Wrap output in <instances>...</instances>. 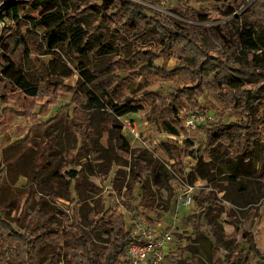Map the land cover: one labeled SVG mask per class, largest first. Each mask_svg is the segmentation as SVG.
<instances>
[{
	"label": "rangeland",
	"instance_id": "1",
	"mask_svg": "<svg viewBox=\"0 0 264 264\" xmlns=\"http://www.w3.org/2000/svg\"><path fill=\"white\" fill-rule=\"evenodd\" d=\"M131 1L138 3L137 0ZM141 1L151 4V0ZM157 5L152 6L158 8ZM228 7L237 11L231 14ZM174 10L187 13L186 17L179 16ZM165 11L170 13L157 17L163 22L175 19L201 28L200 43L209 55L215 58L213 64L217 65L211 70L209 81H202L203 88L196 89L199 84L188 76L185 61L161 55L156 33H150L152 36H149L148 40L146 37L137 38L132 32L119 30L123 36V39L118 41L120 55L112 57H130L129 62L132 64L123 72L117 71L127 77L119 83V98H114L116 103L124 102L128 98L145 101L152 95L163 98L174 89H186L188 92L177 94L176 100L171 103L179 113L175 119L152 117L151 107L146 101L145 109L126 116L136 121L143 130L146 141H151L146 146L129 142L130 151L147 150L154 154L160 166L151 177L141 173V183L132 189V198L128 196L127 189L135 178L139 177L133 168L135 160L130 151L127 152L118 145V137L110 130L111 113L84 108V97L75 95V89L77 92L82 91L84 86L76 67L78 61L68 62L58 55L41 58L31 55L33 59L27 60V79L38 88L39 93L34 98L26 97L28 102H33L36 106L33 115L27 114L26 108H16L13 105H10L12 111L6 117L0 114V123H4L8 130L6 133L0 132V171L7 169L0 197L6 208V218L12 226L20 234L34 241L31 254L38 264H43L51 253H55L56 257L60 255L52 264H62L67 248L64 242L66 239L58 243L55 241L52 250L45 248L41 245V240L38 241L42 236L39 230L31 231L22 228L23 224L17 223L22 216L20 204L29 198L22 193L27 188V175L32 170H38L40 185L30 197V206L34 209L36 205L42 204L48 211L60 209L61 212L57 215L59 222L67 221L68 224L64 232L69 234L71 230L76 229L82 234H89L95 247L107 248L110 239V234L106 232H94L96 222L104 218L108 227L100 231L109 229L111 232L109 223L114 217L121 216L126 228L132 230L140 242L144 241L143 234L146 231L159 240L163 239L165 234L172 236L166 248L151 254L145 264H171L166 258L188 262L194 256L199 258L201 264H217V257L228 262L246 254L251 255L249 264H264V182L255 178L242 179L240 186L233 184L228 179V174H222L221 190L217 191L210 182L200 178L190 180L186 169L189 167L188 157L191 156H184L189 144L186 142L190 139H187V134L182 128V119L192 111L213 113L215 124L236 120L234 102L228 104L223 100L228 99L227 94L238 95L239 90L222 86L221 96L217 95L218 85L222 80L220 72L224 71L221 67L228 58L230 68L242 70L249 67L254 57L264 63V0H174ZM199 14H205L206 19L198 20L201 16ZM27 15L32 13H26L25 16ZM153 16L154 14L148 13V17ZM9 26V22L0 23V31ZM220 32L232 40H236L237 34L251 32L254 37L261 38L262 43L251 51L239 44L234 51H227L219 39ZM2 35L0 32V37ZM148 50L156 56V68L146 67L147 71H141L147 59L142 52ZM107 64L108 61L104 59L99 65L90 66L91 70L102 69L101 83L96 86L99 93L109 87L108 79L112 72L105 71ZM189 65L194 67L193 62ZM68 74L71 76L65 77ZM260 82L252 81L246 83L245 87L247 90L263 87L264 81ZM28 102L26 103L30 104ZM251 114L258 127L260 126V131H263L264 99L255 105ZM67 120H73L77 124L89 122L91 136L97 138L95 150L102 149L99 159L91 157L89 151H82V137L79 136L77 141L72 137ZM147 121L149 126L145 125ZM53 122L56 123L51 125ZM164 122L179 130L176 139L170 137L171 134L165 130ZM117 126H122L119 119ZM208 126H203L196 133L195 138L199 142L196 147V143L189 145L190 151L205 142ZM165 142L174 148L177 147L183 155L181 167L167 152ZM50 151L52 157H47ZM46 157L49 159H45ZM255 160L258 166L262 164L261 160ZM191 169L196 170V167ZM70 170L81 171V174L72 179L67 173ZM91 185L95 188H91ZM191 188L193 204L186 206L184 202ZM52 193L58 194L60 199L55 200L50 196ZM145 195L155 196L156 204L169 207L163 220L151 226L147 218L154 219V211L151 207L142 205ZM203 195L209 198L206 203L202 202ZM131 206L132 211L129 212L128 207ZM198 224L201 226L200 233H197ZM47 239V236L43 239L45 243ZM35 243L37 247L34 249ZM72 244L73 241L71 246ZM159 256L162 260L158 259ZM99 259L103 262L104 256L99 255Z\"/></svg>",
	"mask_w": 264,
	"mask_h": 264
},
{
	"label": "trees",
	"instance_id": "2",
	"mask_svg": "<svg viewBox=\"0 0 264 264\" xmlns=\"http://www.w3.org/2000/svg\"><path fill=\"white\" fill-rule=\"evenodd\" d=\"M151 3L157 4L158 1L151 0ZM0 5V23L9 22L11 26L0 31L3 33L0 41V114L2 117H6L12 111V108H9L10 105L16 108H26L27 114L33 115L36 106L32 104L33 102H28L26 97H37L39 90L27 79L26 62L28 59H33L31 55H34L35 58L58 55L68 62L78 61L76 67L80 72L84 86L82 91L77 92L75 89V95L84 97V108L111 113L110 130L118 137V145L127 152L130 151L129 142L122 132V126H117L118 119L139 113L146 108V102L151 107L150 114L152 117L175 119L179 113L172 107L171 103L176 100L177 94H187L188 92L186 89H174L163 98L153 93L157 97L152 95L150 99L145 100L146 102L143 99L128 98L124 102L121 101L122 103H116L114 98H119L117 96L121 87L119 83L127 77L126 74L123 75L117 71L123 72L129 69L132 64L129 62L130 57L128 59L123 58L122 55L118 59L112 57L113 55H120L118 41L123 39V36L119 30L132 32L135 37H146L148 40L149 36H152L150 33H156L161 55L172 56L185 61L188 76L192 81L195 80L199 84L196 89L203 88L202 81L204 79L209 81L211 70L217 65L213 64L215 58L211 57L200 43L199 35L202 30L199 26L194 25V27L175 19L163 22L159 19L160 12L131 0H0ZM228 9L231 10V14L237 11L231 7ZM174 12L184 17L187 14L178 10H174ZM26 13H32V15L25 16ZM148 13H152L154 16L148 17ZM199 15L201 16L198 20L206 19L205 14ZM219 39L227 51H234L237 44L251 51L262 43V39L254 37L251 32L237 34L236 40H232L231 37L220 32ZM142 53L147 56V59L146 64L141 67V71L156 68V56L153 52L148 50ZM104 59L108 61L106 68H104L105 71L112 73L108 79L109 87L99 93L96 86L97 83H101L102 69L95 71L91 70L90 66L99 65ZM228 60L230 59L228 58ZM228 60L224 61L226 63L221 67L224 71L220 72L222 80L218 85L217 95L221 96L220 89L222 86L239 90L238 95L227 94L228 99L223 100L228 104L234 102L233 109L236 120L218 124L213 122L214 124L210 123V126L208 124L207 129L205 127L207 135L205 142L199 148L190 151L188 146L194 145V141L187 140L186 143L189 144L186 146V154L184 155L185 158L191 156L198 162L195 172L188 176L190 180L200 178L210 182L217 191L221 190L220 176L222 174H228V179L233 184L240 186L242 179L255 178L259 182H264V129L260 131V126L258 127L251 114L255 105L264 99V86L252 90H247L245 87L246 83L252 81L254 83L264 81V63L259 58L254 57L249 67L242 70L230 68V61ZM190 62L194 63V67L189 65ZM70 76L71 74L65 75V77ZM67 121H69L68 128L72 137L76 141L79 136L82 137V151H89L91 157L95 160L99 159L102 149L95 150L97 138L91 136L89 122L77 124L73 120ZM55 123L53 122L51 125ZM163 127L169 134L179 136V130L170 123L164 122ZM7 131L5 124L1 122L0 132L6 133ZM165 147L181 167L183 155L177 147L174 148L166 142ZM130 153L135 160L133 168L139 175L127 189L128 196L130 195L132 198V189L141 183V173H146L147 177H151L160 166L154 154L147 150L130 151ZM48 156L52 157L51 151ZM47 157L45 159H49ZM255 159L261 160L262 164L258 166ZM6 172V168L0 171V196ZM38 173V170H32L27 175V188L22 194H26L29 198L20 204V206L22 205L20 207L22 216L17 222L19 225L23 224L22 228L31 231L39 230L42 236L38 241L41 240V245L51 250L55 247L53 245L55 241L58 243L66 239L64 242L66 243L67 254L62 264H129V262L132 264L131 259L126 254V248L131 241L140 242V240L135 238L132 230L126 228L121 216L114 217L109 223L111 232L109 229L108 232L100 231L108 227L104 218H100L95 226L93 224L95 233L106 232L110 234L109 246L105 248L103 246L95 247L89 234H82L76 229L71 230L69 234L64 232L68 224L67 221L59 222L57 215L61 212L60 209L48 211L42 204L36 205L33 209L29 200L36 187L40 185ZM67 173L70 178L75 179L81 174V171L70 170ZM90 187L95 188L94 185ZM213 195L212 192L211 196ZM50 196H53L55 200L60 199L58 194L52 193ZM202 197L204 203L209 200L205 195ZM142 205L148 206L147 208L151 207L154 211V219L147 218L150 226L162 221L164 213L169 211V207L156 204L155 196L152 195H145L142 199ZM5 209L0 197V264H38L31 254L34 241L20 234L12 226L6 218ZM128 209L131 212L132 206ZM196 227L197 233H200L201 226L198 224ZM46 236L48 237L47 244L43 240ZM70 237L71 239H68ZM71 241H73L72 246ZM36 247L35 243L34 249ZM34 253L36 254V250ZM51 254V256L46 257L45 264H52L60 257V255L56 257L55 253ZM99 255L104 256L103 262H100ZM166 259L171 264H201L196 256L188 262ZM250 259V254L233 258L228 262L217 257L215 263L249 264Z\"/></svg>",
	"mask_w": 264,
	"mask_h": 264
},
{
	"label": "built area",
	"instance_id": "3",
	"mask_svg": "<svg viewBox=\"0 0 264 264\" xmlns=\"http://www.w3.org/2000/svg\"><path fill=\"white\" fill-rule=\"evenodd\" d=\"M138 3H141L145 6H148L161 14H169L170 12H166L165 8L169 7L173 3L174 0H158V8H155L152 6L153 4H149L148 2L137 0ZM169 11V10H168ZM1 41V37H0ZM122 123V132L124 136L127 138L128 142H131L132 144H140L141 146H146L148 143L150 144L151 141L147 140L144 136L143 130L140 129V126L136 123V121L132 119H128L126 117H122L119 119ZM215 116L211 112H204V111H192L189 112L184 119H182V128L187 134V139H190L196 143L194 146L196 147L199 140L196 137V133L205 125H208L210 123L215 122ZM146 126H149L148 121L145 122ZM173 139H176V136L170 135ZM178 137V136H177ZM149 149V148H148ZM197 160L193 157H188V163L186 172L189 176L190 173L195 172L194 169H191V167H197ZM192 188L189 194L187 195V199L184 202L186 206L193 204V197H192ZM149 231H146L143 235L144 241L143 242H137V241H131L127 248H126V254L131 259L132 264H145L148 257L156 253L158 250H163L166 248V245L169 243V241L172 240V236L170 234H165L163 239L159 240L158 238H155L152 234L148 233ZM159 260H162V258L159 256Z\"/></svg>",
	"mask_w": 264,
	"mask_h": 264
}]
</instances>
